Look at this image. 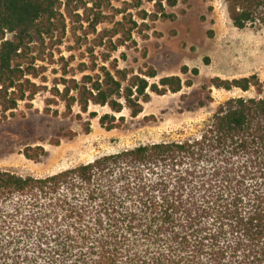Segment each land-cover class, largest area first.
Here are the masks:
<instances>
[{"label": "trees", "instance_id": "trees-1", "mask_svg": "<svg viewBox=\"0 0 264 264\" xmlns=\"http://www.w3.org/2000/svg\"><path fill=\"white\" fill-rule=\"evenodd\" d=\"M78 2L76 9L87 8L85 0ZM225 2L236 27L264 26V0ZM62 4L0 0V115L38 92L29 77L38 74L29 60L30 43L50 31ZM155 7V13L138 14L165 16L163 0ZM103 18L97 17L95 30ZM124 19L109 30L112 50L132 40L138 27L132 14ZM103 40L101 35L98 45ZM99 70L65 78L63 90L56 88L68 113L74 105L85 113L100 104L115 113L127 106L136 116L151 98L148 89L177 92L183 85L179 75L162 77V88L150 83L148 77L158 75L153 66L135 72L115 60ZM210 83L264 92L256 74L215 76ZM100 122L118 126L109 113ZM24 152L38 160L46 149ZM0 264H264V94L226 100L199 133L184 139L139 144L44 176L0 170Z\"/></svg>", "mask_w": 264, "mask_h": 264}, {"label": "rangeland", "instance_id": "rangeland-1", "mask_svg": "<svg viewBox=\"0 0 264 264\" xmlns=\"http://www.w3.org/2000/svg\"><path fill=\"white\" fill-rule=\"evenodd\" d=\"M62 1V16L52 20L50 31L30 43L29 60L38 74L29 77L39 86L38 92L0 115V170L44 176L139 144L184 139L199 133L226 100L264 94L254 86L226 89L210 83L215 76L232 79L252 74L264 81V26L236 27L225 0H177L175 5L163 0L165 16L159 14L156 20L138 14L139 9L155 13L156 0H142L139 7L133 5L134 0H85L87 8L78 9V0L69 8ZM129 13L138 27L132 40L112 50L109 30ZM97 17L105 18L95 30ZM12 35L6 32L7 37ZM101 35L104 42L98 45ZM115 60L120 68L135 72L155 67L157 77L148 79L159 88L163 87L162 77L179 75L182 89L164 93L148 89L151 98L143 101L136 116L127 106L115 113L100 104H90L85 113L74 105L73 113H68L56 88L62 91L68 84L65 78L95 74L101 65L110 67ZM105 113L116 115L118 126L109 129L102 125L100 117ZM70 131L76 134L67 136ZM38 145L46 154L38 160L27 157L25 149Z\"/></svg>", "mask_w": 264, "mask_h": 264}]
</instances>
